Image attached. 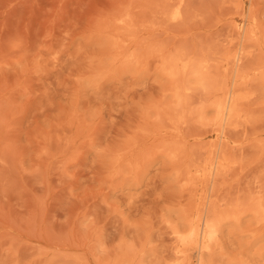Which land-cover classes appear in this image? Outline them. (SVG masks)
Returning <instances> with one entry per match:
<instances>
[{"label":"rangeland","instance_id":"rangeland-1","mask_svg":"<svg viewBox=\"0 0 264 264\" xmlns=\"http://www.w3.org/2000/svg\"><path fill=\"white\" fill-rule=\"evenodd\" d=\"M0 264H264V0H0Z\"/></svg>","mask_w":264,"mask_h":264},{"label":"bare ground","instance_id":"bare-ground-1","mask_svg":"<svg viewBox=\"0 0 264 264\" xmlns=\"http://www.w3.org/2000/svg\"><path fill=\"white\" fill-rule=\"evenodd\" d=\"M175 13H176V10H175ZM170 16V15H169ZM152 49V48H151ZM150 50V49H149ZM153 50H154V48H153ZM179 55V54H178ZM173 56V55H172ZM140 57V56H139ZM175 57V56H174ZM186 57V56H185ZM182 58L184 59V56H182ZM181 57H180V59H182ZM187 58V57H186ZM185 58V59H186ZM166 59V58H165ZM172 59V58H171ZM174 59V58H173ZM172 59V60H173ZM182 59V60H183ZM130 60V59H129ZM128 60V61H129ZM167 60V59H166ZM172 60H171V62H172ZM189 60H190V58H189ZM202 60V59H201ZM165 61V60H164ZM171 62H170V65H171ZM192 62V61H191ZM193 63H195L194 61H193ZM192 63V64H193ZM199 63V62H198ZM189 64V63H188ZM180 65H182V63L180 64ZM190 65V64H189ZM197 65V64H196ZM163 66H164V64H163ZM192 66V65H191ZM165 67H167V66H165ZM173 67V66H172ZM176 67V66H175ZM188 67H190V66H188ZM193 67V66H192ZM181 68V67H180ZM176 70H178V69H176ZM194 70V69H193ZM170 71V70H169ZM180 72H181V69H180ZM187 72H189V70H187ZM174 73H176V71L174 70ZM181 75L183 74V73H180ZM175 75V74H174ZM179 74H177L176 75V77L178 76ZM183 76H184V74H183ZM181 77V76H180ZM182 78V77H181ZM177 79V78H176ZM183 80H184V78H183ZM174 81H175V79H174ZM178 82V81H177ZM181 82H182V80H181ZM179 83V82H178ZM172 84H173V82H172ZM178 85V86H177ZM177 86V88H178V90H179V84H176L175 85V87ZM173 89V88H172ZM177 93H178V91H177ZM229 109V114L232 112V109H234V108H232V106L230 105L229 107H228ZM170 112V111H169ZM193 112V111H192ZM191 112V113H192ZM171 115H172V113H171ZM175 117H177V116H175ZM175 117H172V118H175ZM169 118H170V116H169ZM173 130V129H172ZM217 148V147H216ZM218 149V148H217ZM220 152V151H219ZM218 159V158H217ZM137 166H138V164H137ZM116 167V166H115ZM212 169H214V168H212ZM185 178V177H184ZM186 179V178H185ZM189 188V187H188ZM192 188H194V187H192ZM187 191H189L188 189H187ZM213 192V191H212ZM211 192V193H212ZM190 193V192H189ZM193 193H194V191H193ZM192 193V194H193ZM210 193V192H209ZM203 195V194H202ZM201 195V196H202ZM212 195V194H211ZM209 196V197H212V196ZM192 196V195H191ZM199 196V195H198ZM207 196H208V194H207ZM193 197H194V195H193ZM208 197V198H209ZM190 198V197H189ZM193 199V198H192ZM210 199V198H209ZM193 201V200H192ZM207 201V200H206ZM256 201V200H255ZM195 202V201H194ZM199 202H200V199H199ZM201 202L203 203V201L201 200ZM200 202V204H202ZM197 203V202H196ZM207 202H205V204H206ZM197 204H199V203H197ZM203 205V204H202ZM209 205V204H208ZM210 205H212V204H210ZM197 207H198V205H196ZM200 207V206H199ZM199 207H198V209H199ZM209 207V206H208ZM208 207H206V210L208 209ZM217 207V206H216ZM212 208V207H211ZM204 209H205V205H204ZM225 208H222V210H224ZM233 209H234V207H233ZM236 209V208H235ZM230 210V209H229ZM193 211V210H192ZM201 211H202V208H201V210H199L198 211V213L200 212V214H199V216L201 215ZM208 211H210L209 209H208ZM208 211H207V214H208ZM231 211V210H230ZM203 212H205L204 210L202 211V213ZM218 212H221L220 210H218ZM217 212V213H218ZM235 212V211H234ZM197 213V212H196ZM222 214H224L223 212H221ZM229 214H230V212H228ZM237 213V212H236ZM194 216H195V214H194ZM199 216H198V218H199ZM203 216V220H202V222L201 223H199L198 225H197V227L195 228L196 230H194V227H195V225L197 224V220H198V218H197V220H196V218H195V223L196 224H194L193 226V231H192V233L194 234H198L199 235V238L200 237H202V238H210V237H212L213 236V234H214V232H215V229H214V224L211 222V221H209L208 219H206V218H204L205 216H204V214L202 215ZM201 216V217H202ZM224 216H226L225 214H224ZM196 217H197V215H196ZM193 220H194V218H193ZM200 220V219H199ZM189 232H190V230H189ZM178 234V233H177ZM190 234V233H189ZM194 234V235H195ZM191 236V235H190ZM188 237V236H187ZM188 240H184V242L186 243ZM199 243V242H198ZM197 245V244H196ZM195 245V246H196ZM185 249V248H184ZM186 249H187V246H186ZM193 249H194V247H193ZM195 249H196V247H195ZM197 249H198V247H197Z\"/></svg>","mask_w":264,"mask_h":264}]
</instances>
